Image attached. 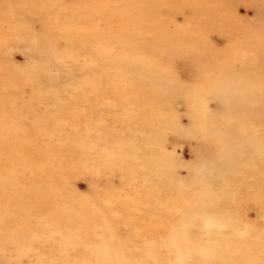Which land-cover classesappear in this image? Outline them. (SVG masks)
Masks as SVG:
<instances>
[{
    "label": "rangeland",
    "instance_id": "1",
    "mask_svg": "<svg viewBox=\"0 0 264 264\" xmlns=\"http://www.w3.org/2000/svg\"><path fill=\"white\" fill-rule=\"evenodd\" d=\"M0 264H264V0H0Z\"/></svg>",
    "mask_w": 264,
    "mask_h": 264
},
{
    "label": "bare ground",
    "instance_id": "2",
    "mask_svg": "<svg viewBox=\"0 0 264 264\" xmlns=\"http://www.w3.org/2000/svg\"><path fill=\"white\" fill-rule=\"evenodd\" d=\"M168 29V28H167ZM166 29V30H167ZM174 31H175V29H174ZM179 35H180V33H179ZM164 47V46H163ZM167 47H168V44H167ZM169 48V47H168ZM132 64V63H131ZM225 71V70H224ZM125 74V73H124ZM221 76V75H220ZM130 77H131V75H130ZM226 77V76H225ZM224 77V78H225ZM219 78V77H218ZM234 78H235V76H234ZM216 79V78H215ZM219 87L218 88H215L214 90H211L212 92V95H217V97H222V98H226V97H229V96H232V97H234L236 100H237V98H238V96H240V98H242V97H244V96H246V94H241L240 92H245L243 89H241V86H240V82H238V81H234V80H228V81H225V82H223L222 84H219L218 85ZM249 87H251L250 85L248 86V87H246V88H249ZM252 88V87H251ZM240 93V94H239ZM207 119V117L206 118H204L203 120H202V122H203V124L204 125H206L207 123H208V120H206ZM208 127V125H206L205 126V128H207ZM139 141V140H138ZM134 143H135V141H133ZM148 143V142H147ZM132 147V146H131ZM141 148V147H140ZM132 150H133V148H132ZM137 150H139V149H137ZM136 151V150H135ZM138 154H140V153H138ZM137 156V155H136ZM140 156H141V154H140ZM175 156V155H174ZM132 157V156H131ZM135 157V156H134ZM139 157V156H138ZM137 160V159H136ZM138 161H140V160H138ZM142 162V161H141ZM143 165V164H142ZM205 205V204H204ZM211 210V209H210ZM196 216V215H195ZM198 216V215H197ZM202 220V219H201ZM203 221V220H202ZM205 221H207L206 219H205ZM208 222V221H207ZM209 223H210V221H209ZM205 224V223H204ZM207 224V223H206ZM211 224V223H210ZM208 225V224H207ZM203 227V226H202ZM206 227V226H205ZM208 227V226H207ZM236 249V248H235ZM226 257V256H225Z\"/></svg>",
    "mask_w": 264,
    "mask_h": 264
}]
</instances>
